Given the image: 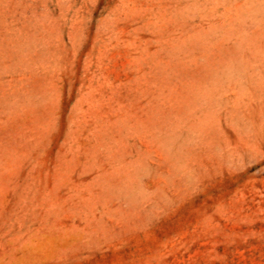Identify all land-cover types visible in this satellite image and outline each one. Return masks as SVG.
Returning <instances> with one entry per match:
<instances>
[{
  "label": "rangeland",
  "instance_id": "rangeland-1",
  "mask_svg": "<svg viewBox=\"0 0 264 264\" xmlns=\"http://www.w3.org/2000/svg\"><path fill=\"white\" fill-rule=\"evenodd\" d=\"M0 264H264V0H0Z\"/></svg>",
  "mask_w": 264,
  "mask_h": 264
}]
</instances>
